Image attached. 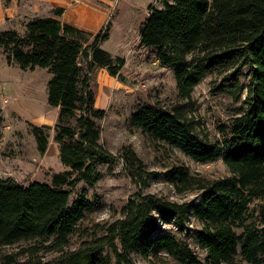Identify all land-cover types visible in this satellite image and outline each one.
<instances>
[{"label": "trees", "instance_id": "1", "mask_svg": "<svg viewBox=\"0 0 264 264\" xmlns=\"http://www.w3.org/2000/svg\"><path fill=\"white\" fill-rule=\"evenodd\" d=\"M149 9L140 27V45L162 66L173 68L179 98L189 99L207 76L214 75L219 80L212 81L213 92L243 100L235 116L219 125L221 135L214 141L200 135L194 119L180 105L170 109L141 105L131 115V123L196 161L223 159L231 175L206 181L195 179L185 166H174L166 180L184 187L197 181V188L203 190L199 200L179 202L137 192L106 236L64 251L93 210L85 192L72 203L73 190L81 182L97 183L102 175L99 165L114 156L100 142L98 121L105 118L106 110L96 106L90 72L100 66L123 82L126 59L101 46L110 37L108 27L97 33L85 31L57 18L64 12L57 8L56 17L28 20L23 33L0 30V54L9 63L51 73L48 103L60 108L55 141L61 162L70 168L54 174L50 182L0 179V264H108L106 245L118 264H132V253L144 257L165 253L176 264H234L238 258L264 264V0H161V6ZM86 35L94 36L91 43ZM81 57L88 60L86 70ZM71 120L76 125H70ZM30 127L39 152L45 154L51 126ZM123 156L144 171L134 150ZM256 199L263 200L258 210L250 206ZM192 218L198 226L190 229ZM165 224L192 237L206 251L205 260ZM48 241L51 250L62 252L53 260L38 257L35 245L22 263L5 252L21 242Z\"/></svg>", "mask_w": 264, "mask_h": 264}, {"label": "rangeland", "instance_id": "2", "mask_svg": "<svg viewBox=\"0 0 264 264\" xmlns=\"http://www.w3.org/2000/svg\"><path fill=\"white\" fill-rule=\"evenodd\" d=\"M95 3L103 8L109 7V17L101 28L108 27L110 37L101 42V46L113 56L125 57L124 81L110 75L106 68L100 66L90 72L96 106L106 110L105 118L98 121L100 142L114 156L111 162L99 165L102 175L97 183L90 186L81 182L73 190L72 203L79 193L85 192L93 203V210L82 219L64 251L77 249L85 242L106 236L110 224L121 218L122 208L137 192L179 202L199 200L203 190L197 188V181L184 187L166 180L167 172L174 166H185L195 179L206 181L231 175L223 159L196 161L178 148L156 140L132 125L131 115L139 106L157 104L170 109L180 105L194 119V126L200 135L214 141L221 135L219 125L235 116L243 100L213 92L212 81L219 80L214 75L207 76L189 99L178 97L173 68L162 66L149 49L140 45V27L149 15L150 6H161V0H96ZM3 17L0 13V30L15 29L23 33L26 21H9V18ZM85 37L87 43H91L94 36ZM80 64L85 70L89 66L88 60L83 57ZM51 76L46 68L21 69L9 63L5 54H0V109L3 116L0 125V179L12 178L21 183L35 180L50 182L54 174L70 169L61 162L59 145L55 141L60 108L48 103ZM241 80L247 82L248 78L241 77ZM31 124L51 126L47 131L49 145L45 154L38 150ZM70 125H76L75 121L71 120ZM128 149L134 150L142 160L145 172L126 161L123 154ZM137 171L143 172L142 177L135 175ZM262 202V199H256L250 206L258 210ZM197 226L198 222L192 218L190 229ZM164 228L188 242L197 255L205 260L206 251L192 237L177 231L173 224H165ZM51 244L52 241L21 242L5 248V252L14 254L17 262L22 263L28 260L29 248L35 245L39 249L38 257L45 261L53 260L62 252L51 250ZM104 255L108 258V264H118L107 245L104 246ZM129 258L132 264H176L165 253L149 257L132 253ZM234 264L248 263L238 258Z\"/></svg>", "mask_w": 264, "mask_h": 264}, {"label": "crops", "instance_id": "3", "mask_svg": "<svg viewBox=\"0 0 264 264\" xmlns=\"http://www.w3.org/2000/svg\"><path fill=\"white\" fill-rule=\"evenodd\" d=\"M96 0H0V13L10 20L28 21L35 17H56L55 10L64 8L62 22L96 33L109 17V7H100ZM105 1V0H101ZM108 6V5H107Z\"/></svg>", "mask_w": 264, "mask_h": 264}]
</instances>
